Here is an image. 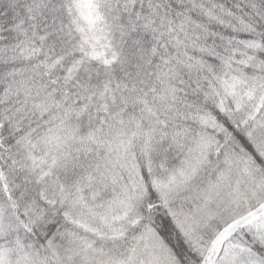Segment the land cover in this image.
I'll return each instance as SVG.
<instances>
[{
	"label": "snow or ice",
	"instance_id": "6c2138e0",
	"mask_svg": "<svg viewBox=\"0 0 264 264\" xmlns=\"http://www.w3.org/2000/svg\"><path fill=\"white\" fill-rule=\"evenodd\" d=\"M0 264H264V0H0Z\"/></svg>",
	"mask_w": 264,
	"mask_h": 264
}]
</instances>
